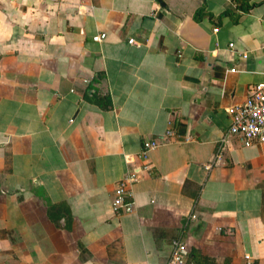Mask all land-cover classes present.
Segmentation results:
<instances>
[{
	"label": "crops",
	"instance_id": "0c3cea01",
	"mask_svg": "<svg viewBox=\"0 0 264 264\" xmlns=\"http://www.w3.org/2000/svg\"><path fill=\"white\" fill-rule=\"evenodd\" d=\"M261 81L264 0H0V264H165L177 238L192 264H264V143L205 166Z\"/></svg>",
	"mask_w": 264,
	"mask_h": 264
},
{
	"label": "built area",
	"instance_id": "2783aa9c",
	"mask_svg": "<svg viewBox=\"0 0 264 264\" xmlns=\"http://www.w3.org/2000/svg\"><path fill=\"white\" fill-rule=\"evenodd\" d=\"M105 36V32H100L95 34L92 40L100 42ZM129 42L133 43L134 39L130 38ZM232 46L233 43H229V47ZM242 56L246 57L247 54L243 53ZM226 111L230 117V123L217 142L213 159L205 165L207 168L221 159L225 143L230 136L239 137L245 146L264 143V81L249 85L246 99L227 107ZM177 136L176 122L170 119L164 134L158 138L145 139L136 154L127 156L126 162L129 166L113 190L112 210L115 214L133 212L135 207L133 185L143 171L149 170L148 153L163 143L177 139ZM190 217L195 218V215ZM245 258V264H253L248 255ZM165 264H192L189 250L181 239L177 238L172 242V248Z\"/></svg>",
	"mask_w": 264,
	"mask_h": 264
},
{
	"label": "trees",
	"instance_id": "16d2710c",
	"mask_svg": "<svg viewBox=\"0 0 264 264\" xmlns=\"http://www.w3.org/2000/svg\"><path fill=\"white\" fill-rule=\"evenodd\" d=\"M91 99L104 109H108L111 107V100L108 94L99 96L93 93Z\"/></svg>",
	"mask_w": 264,
	"mask_h": 264
}]
</instances>
